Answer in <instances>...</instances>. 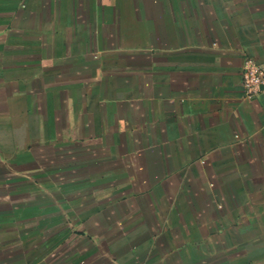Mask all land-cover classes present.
<instances>
[{"label":"crops","instance_id":"1","mask_svg":"<svg viewBox=\"0 0 264 264\" xmlns=\"http://www.w3.org/2000/svg\"><path fill=\"white\" fill-rule=\"evenodd\" d=\"M156 1L153 24L119 11L142 40L120 30L84 74L31 26L45 0H0V264H170L195 230L264 227V97L240 76L264 0Z\"/></svg>","mask_w":264,"mask_h":264},{"label":"rangeland","instance_id":"2","mask_svg":"<svg viewBox=\"0 0 264 264\" xmlns=\"http://www.w3.org/2000/svg\"><path fill=\"white\" fill-rule=\"evenodd\" d=\"M162 1L160 0V2ZM167 2L170 6V0ZM139 3L144 6L148 13L146 16L142 15V24H153L156 20V12L162 7L156 0H55V4H51L50 0H45L43 4L32 6V9L36 12L40 11L42 16L37 15L32 18L31 26L44 28L45 37H41V39L45 44L62 46L64 51L70 50L71 47L77 48L75 50L78 51L79 55V67L84 74H87L86 67L88 65L83 59L84 56L95 45L122 43L118 35L120 30H126L129 33L127 38H122L123 42L140 43L142 38L139 33L142 31H135L132 25L134 21L122 19L119 14V11L122 10L136 17L134 10L139 9ZM93 11L95 14L94 21L90 20ZM102 11H114L115 15L117 14L115 20L113 21V16L104 18L102 13L100 14ZM162 20L163 18L160 16V23ZM120 24L127 27L120 29ZM168 24H170V17ZM72 29L76 31H72ZM108 33L111 34V37L107 36ZM143 42L157 45L160 42V37L153 33ZM161 44H167V42ZM97 58L95 57V59ZM69 63V66L72 67L71 60ZM191 184H193V190L196 191L199 188L198 182L197 187L193 182ZM191 199L193 206H198V202L202 203L199 197ZM259 216L261 215L254 214L255 228L252 230L248 228L231 230L228 228L221 239L214 237L213 233L206 238L200 237L198 230H195V234H193L195 240L193 239L192 244L171 246L170 264H246L247 259L245 257L247 255L252 257L253 264H264V227H262V218L260 219ZM250 234L254 240L252 243L250 241L247 243V236ZM179 238L182 239L181 236ZM232 245L235 247L232 248Z\"/></svg>","mask_w":264,"mask_h":264},{"label":"built area","instance_id":"3","mask_svg":"<svg viewBox=\"0 0 264 264\" xmlns=\"http://www.w3.org/2000/svg\"><path fill=\"white\" fill-rule=\"evenodd\" d=\"M240 76L245 98L264 97V61L246 58Z\"/></svg>","mask_w":264,"mask_h":264}]
</instances>
